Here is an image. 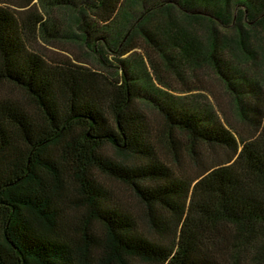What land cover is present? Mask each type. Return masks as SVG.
I'll return each instance as SVG.
<instances>
[{"label":"trees","instance_id":"obj_1","mask_svg":"<svg viewBox=\"0 0 264 264\" xmlns=\"http://www.w3.org/2000/svg\"><path fill=\"white\" fill-rule=\"evenodd\" d=\"M0 83V264H264V0H0Z\"/></svg>","mask_w":264,"mask_h":264},{"label":"rangeland","instance_id":"obj_2","mask_svg":"<svg viewBox=\"0 0 264 264\" xmlns=\"http://www.w3.org/2000/svg\"><path fill=\"white\" fill-rule=\"evenodd\" d=\"M37 48L41 51V53L44 56H78L81 58H85V50L76 45L74 42L68 41V40H63L62 42H58L57 45L51 46L49 44H46L44 42H38V44L36 45ZM86 59V58H85ZM197 78L200 79L201 84L207 88L212 89L213 91L216 92V95L218 96V99L223 103V104H227L229 103V97L227 96L226 92L224 91L222 85L220 84L219 81H217L210 73H207L205 71H198L197 74ZM186 79L188 80V83H190L192 85V82H189L190 79L189 77H186ZM193 81V80H192ZM199 82H197L198 84ZM196 84V82H195ZM172 85L174 87H180L182 86L180 82L178 81H172ZM207 92V90H205ZM177 93V92H175ZM15 96V97H23V93L22 91L11 85L8 83H0V97L3 96ZM208 99V98H207ZM210 99V97H209ZM208 99V100H209ZM207 100V101H208ZM212 100V99H210ZM150 117L153 118V120L157 123H159V117L156 116L154 114L153 111L150 112ZM159 152L161 154V156L165 159H168L167 156V150L166 148L162 145V143H159ZM179 157L181 160V163L177 166L180 170L182 171H189V172H193V166L190 162H188V158L185 154L179 152ZM191 165V166H190ZM117 191H119L125 198V200H127V202L134 207L135 209H138V205L137 203L132 199L130 193L123 187V186H117Z\"/></svg>","mask_w":264,"mask_h":264}]
</instances>
